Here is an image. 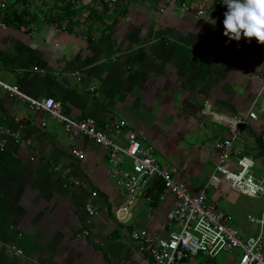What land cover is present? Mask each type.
<instances>
[{
    "label": "crops",
    "instance_id": "1",
    "mask_svg": "<svg viewBox=\"0 0 264 264\" xmlns=\"http://www.w3.org/2000/svg\"><path fill=\"white\" fill-rule=\"evenodd\" d=\"M99 1L7 0L30 22L0 26V81L73 119L125 121L191 194L208 182L218 139L234 137L230 169L246 157L262 174L264 27L248 21V0H180L164 13L165 0ZM107 171L103 148L0 88V264H149L122 229L165 237L172 196L154 202L161 183L148 179L151 204L139 199L119 224L124 198ZM205 195L237 205L241 222L226 182Z\"/></svg>",
    "mask_w": 264,
    "mask_h": 264
},
{
    "label": "built area",
    "instance_id": "2",
    "mask_svg": "<svg viewBox=\"0 0 264 264\" xmlns=\"http://www.w3.org/2000/svg\"><path fill=\"white\" fill-rule=\"evenodd\" d=\"M116 1L100 0L99 3L103 7L116 4ZM6 2L7 0H0V12L6 8ZM247 2L248 21L256 27L263 28L264 0ZM178 3L180 0H165L159 8V13H164L167 8ZM197 15H200V12ZM3 18L2 14L0 26L6 27ZM19 29L25 31L28 27L21 26ZM0 88L26 101L29 110L48 114L62 126L69 137L91 140L106 151L107 173L124 198L123 205L113 213L117 223L125 225L131 208L136 206L139 199L151 204L152 198L146 195L148 179L160 181L162 191L159 194V201H163L167 195L173 199L165 215L166 236L159 237L144 228L122 229L137 245L138 252L148 258L149 264H264V207L258 217L253 215L246 217L249 225L258 226L257 231L248 236L247 233H241L229 226L224 212L217 209L215 203L207 200L205 195L207 189L216 188L223 181L228 184L231 192L240 196L257 199L259 195L264 194V172L260 175L254 174V164L250 158L235 157L236 167L229 168L234 137L218 139L215 145L216 161L208 182L200 192L191 194L183 183L173 178L174 169L159 166L152 149L140 143L137 133L129 130L125 121L112 120L99 127L92 119L77 120L64 115L52 98L35 100L1 81ZM247 117L254 120L256 115L249 110ZM244 124L245 120L234 121V131ZM122 135L125 139L124 145L117 141ZM73 155L81 157L79 151H73ZM94 194L95 192L92 193ZM84 210L88 217L96 214L91 205H86ZM87 235L88 231L81 232L82 237ZM219 256L225 257L218 261L216 259Z\"/></svg>",
    "mask_w": 264,
    "mask_h": 264
},
{
    "label": "rangeland",
    "instance_id": "3",
    "mask_svg": "<svg viewBox=\"0 0 264 264\" xmlns=\"http://www.w3.org/2000/svg\"><path fill=\"white\" fill-rule=\"evenodd\" d=\"M58 4V3H57ZM73 10V9H72ZM142 145L147 146L146 144L142 143ZM162 159L160 156L155 155V160L159 163V164H163V161L160 160ZM233 196H230V198H232ZM238 200L236 201L237 204H242L241 206H238L240 215H241V222H235V217L233 213L237 212V205L233 206V204H231L230 202H225L224 200H222V205L220 204V206H222V211L224 212V214L226 215L227 219H228V225L237 229L238 231H240L241 233H244L246 230V233L248 236H252L254 232L257 231L258 226L256 225H249L246 222V217L248 215H252L255 217H258L261 212H262V208L264 207V194L259 195L257 199L254 198H248L245 196H240L237 198ZM244 222L246 224V226L244 227ZM248 228V229H246ZM263 234H264V229H263ZM18 253V252H17ZM19 255L21 254L18 253ZM225 256H219L217 257L216 260L220 261L224 258ZM264 257V255H263Z\"/></svg>",
    "mask_w": 264,
    "mask_h": 264
},
{
    "label": "trees",
    "instance_id": "4",
    "mask_svg": "<svg viewBox=\"0 0 264 264\" xmlns=\"http://www.w3.org/2000/svg\"><path fill=\"white\" fill-rule=\"evenodd\" d=\"M117 5L120 6V4H122V0H117ZM119 8H117L116 10L118 11ZM1 12L4 15V22L6 25L8 26H20V25H24L26 23H29L30 20L27 17V11H22V12H15V11H7L6 8L1 10ZM0 12V13H1ZM162 191V185L159 186V190L157 191V193L153 194V201L156 202L157 198H158V193ZM153 193V192H152Z\"/></svg>",
    "mask_w": 264,
    "mask_h": 264
}]
</instances>
